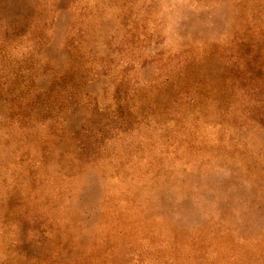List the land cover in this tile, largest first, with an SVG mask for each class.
<instances>
[{"label":"rangeland","instance_id":"obj_1","mask_svg":"<svg viewBox=\"0 0 264 264\" xmlns=\"http://www.w3.org/2000/svg\"><path fill=\"white\" fill-rule=\"evenodd\" d=\"M0 264H264V0H0Z\"/></svg>","mask_w":264,"mask_h":264}]
</instances>
